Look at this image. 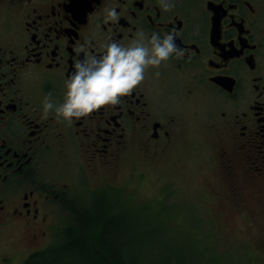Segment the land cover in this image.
I'll return each mask as SVG.
<instances>
[{
  "label": "flooded vegetation",
  "instance_id": "obj_1",
  "mask_svg": "<svg viewBox=\"0 0 264 264\" xmlns=\"http://www.w3.org/2000/svg\"><path fill=\"white\" fill-rule=\"evenodd\" d=\"M165 3L174 7L165 11L160 0H0V234L15 230L25 241L23 262L57 229V215L70 216L80 203L72 181L83 189L91 175L102 182L90 196L111 193L125 156L152 157L188 141L213 168L218 184L210 200L228 193V213L263 230L264 0ZM109 9L117 21L105 22ZM141 32L145 41L174 33L185 55L147 68L118 105L71 123L55 110L44 118L45 97L64 102L78 61L102 55L112 41L127 47ZM189 208L180 211L194 218ZM0 261L13 257L2 253Z\"/></svg>",
  "mask_w": 264,
  "mask_h": 264
},
{
  "label": "rangeland",
  "instance_id": "obj_2",
  "mask_svg": "<svg viewBox=\"0 0 264 264\" xmlns=\"http://www.w3.org/2000/svg\"><path fill=\"white\" fill-rule=\"evenodd\" d=\"M178 144L181 143L152 157L133 153L125 156L113 173L117 190L111 193L105 191L90 196V190L102 182L91 175L83 189L72 181L79 205L86 207L89 200L97 197L109 198L126 213L131 225L119 242L134 236L139 240L122 246L125 253L134 255L137 264H145L141 255L146 256L149 252L158 258L155 264H198L196 259L200 257L207 261L199 264H264V228L259 231L248 221L229 214L227 208L233 201L228 193L210 200L209 189L218 184L213 168L203 163L205 156L200 155L196 147L191 149L189 141L183 142L181 149L177 148ZM189 205L197 211L194 218L180 211L182 208L190 210ZM57 218V229L36 241L32 250H42L49 239L51 244L62 240L64 231L72 223V216L64 213ZM151 229L156 236L149 242L150 247H144L146 240H140V236L150 233L148 230ZM15 233L10 229L6 234H0V254L13 257V261H0V264H23L28 246L25 247V241ZM241 234L250 238L258 250L245 248ZM233 235L239 237L229 245Z\"/></svg>",
  "mask_w": 264,
  "mask_h": 264
},
{
  "label": "clouds",
  "instance_id": "obj_3",
  "mask_svg": "<svg viewBox=\"0 0 264 264\" xmlns=\"http://www.w3.org/2000/svg\"><path fill=\"white\" fill-rule=\"evenodd\" d=\"M160 2L165 11L174 7L171 3H165V0ZM117 20L118 13L115 9H109L105 22ZM139 36L140 39L127 47L115 41L109 42L102 55L89 54L84 60L78 61L66 82L64 102L56 106L51 101V93L45 97L44 118L55 110L58 117L71 123L73 118L78 120L103 106L118 105L121 97L130 95L144 80L147 68L159 67L174 53L177 59L185 55L182 49L177 48L174 33H167L162 39L153 33L146 41L143 32Z\"/></svg>",
  "mask_w": 264,
  "mask_h": 264
},
{
  "label": "trees",
  "instance_id": "obj_4",
  "mask_svg": "<svg viewBox=\"0 0 264 264\" xmlns=\"http://www.w3.org/2000/svg\"><path fill=\"white\" fill-rule=\"evenodd\" d=\"M79 204L72 206V223L64 231L62 240L30 254L23 264H137L134 255L125 253L122 246L127 247L139 240L134 236L119 242L121 235L131 225V219L127 218L126 213L119 210L109 198L89 200L86 207ZM148 232L140 236V240H146L144 247H150L149 242L156 236L152 229ZM141 256L146 260L145 264H155L158 260L150 252ZM196 260L198 264L207 261L202 257Z\"/></svg>",
  "mask_w": 264,
  "mask_h": 264
}]
</instances>
